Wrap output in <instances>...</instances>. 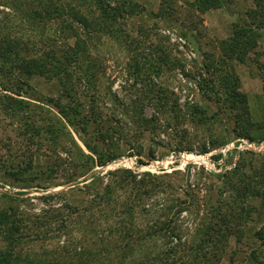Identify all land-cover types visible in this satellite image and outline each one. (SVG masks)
Instances as JSON below:
<instances>
[{"label": "rangeland", "instance_id": "obj_1", "mask_svg": "<svg viewBox=\"0 0 264 264\" xmlns=\"http://www.w3.org/2000/svg\"><path fill=\"white\" fill-rule=\"evenodd\" d=\"M25 1L0 0V36L16 39L19 58H56L61 72L12 70L0 89V211L12 205L28 223L0 233V249L15 243L16 251L50 250L71 263L104 242L114 254L100 258L117 264L126 230L141 236L169 218L173 234L145 238L124 264L169 247L167 264L196 263L203 228L224 215L225 246L214 264H264V198L243 196L264 186L256 185L264 172V0L210 8L208 0H72L92 21L85 28L74 13H43L37 2L34 19L14 13L10 5L27 10ZM100 13L107 18L98 24ZM250 24L258 26L230 52ZM163 30L183 36L184 49ZM233 92L245 94L249 123L237 118ZM30 161L26 176L13 172L12 164ZM21 190L28 194L20 201L8 198Z\"/></svg>", "mask_w": 264, "mask_h": 264}, {"label": "trees", "instance_id": "obj_2", "mask_svg": "<svg viewBox=\"0 0 264 264\" xmlns=\"http://www.w3.org/2000/svg\"><path fill=\"white\" fill-rule=\"evenodd\" d=\"M22 2L23 1H21V3ZM36 2L38 3L40 8L44 9L43 13L48 12V13H57L58 15H61L65 13L66 11V13H74L75 20L78 23L82 24L84 28L86 27V25L88 26L89 23H92V21L86 20L81 15H77V13H81V12L79 11V9L78 10L75 9L74 6L70 4L72 0H69V4H70L69 8H67L68 4L65 0H26L24 3H26L27 5V10L23 5H21V3H17V4L14 3V4H11L10 6L14 10V13H20V12L27 13L26 15L27 17H29L30 19H34V17L38 16V13H40V9L39 8L36 9L37 7ZM3 3L6 4V2H3ZM49 4L53 6V10L46 9V7ZM217 4H218V0H208L205 6L207 8H210V7H216ZM21 7H23V10H24L23 12L20 11ZM30 7H31V11L29 10ZM100 14L101 15H98L97 17L95 16V20L98 24L99 22L100 23L102 22V19L105 20V18H107L104 13H100ZM251 25L253 24L246 26L245 27L246 29L241 27L240 31L235 33V35H238L237 36L238 40L233 45V48L227 46L230 52L235 53V48L237 47L240 48V46L243 45L241 43V38L247 37V33L251 32L253 27L258 26L257 24H254V26H251ZM81 41L82 40L79 41L78 38L76 39L75 44H74L76 49L80 47L79 43ZM225 42L226 41H223L224 44ZM15 44H17L15 38H11L7 35H5V37L0 36V89L2 88V89L7 90V87L5 83L3 82H4V78L6 77L5 75H9L12 72V70H17L21 74H24L26 76L37 74V75H40L46 78H50V76L54 78L60 74L61 71L59 72V69H57V66H56L58 63V60L56 58L52 57L53 58L51 60L52 62L42 61L41 59H38L36 57H30L26 59L23 57L19 58L18 51L15 48L16 47ZM244 44L246 45V41L244 42ZM50 57L51 56L49 55V58ZM238 59H241V58L238 57ZM44 60H50V59L44 58ZM160 60L165 61V59H163L162 57H160ZM15 61L16 63L14 64ZM3 66H7V67H3ZM86 74L87 73H85V75ZM262 80L264 84V76L262 77ZM25 84H27V86L29 85V83L26 81H25ZM230 95L231 97L230 96L228 97H230V99L235 97L236 102L239 103L241 106L239 107L240 112L237 113V118L241 120L245 119L247 123H249V117H248L249 109L246 103L247 99H246L245 94L233 92ZM4 96H7V95H4ZM9 98H11V96H9ZM11 106H12L11 102L4 105V107L7 110ZM44 108L45 107H41V109L47 113L49 109H44ZM107 162H109L108 159L100 161L98 162V164L102 166V165H105ZM0 166H2V164H0ZM15 166L16 168L14 167V164H12L11 166L13 172L18 171L19 173L23 175L25 174L23 172L26 171V169L29 170L32 167L31 161L28 163L26 167H23L22 164H17V163H15ZM108 174H114V171L110 170L108 171ZM261 176L263 178L261 180L259 179V181L256 182V185L258 184L264 185V172L263 171L260 173L259 178ZM93 179L94 177H91L90 181H92ZM86 183L87 182H85L84 184ZM110 188L111 187H109V189ZM69 190L70 189H68V191ZM245 192L246 193L243 194V196L248 195L249 198L251 197H263L264 198V186L261 189L254 188L251 190H247ZM26 194H28V191L21 190V191L16 192L14 195H9L8 198L10 200L20 201L22 198H24L23 196ZM55 195H63V192L45 193V194H42L41 196L43 198H47V197H51ZM62 207L71 209L72 205H70L67 202L66 205H62ZM16 210L12 205H8V208L6 210L0 211V233L7 231L10 234H13V233L15 234L19 232L22 225L24 227L27 226L28 223H23V217L19 216ZM52 210H55V209H52ZM37 216L38 215H36V217ZM231 216L233 215L231 214ZM39 218H40V215L37 217V221L33 222L35 225H39V226L41 225L40 224L41 220H39ZM218 218H219L220 223L219 222L213 223L211 221L207 223V225L203 228V235H204L202 237L203 239H200L199 242L196 244V251L201 252L202 257L198 259L196 263H193L192 261H190V262H186V264H214L218 260V251L223 250V247L225 246V241L222 240V237L224 238L226 237L224 236V234H222L219 226H223L224 231H226L227 225L225 224L228 223L224 215H220ZM43 222H45V220H43ZM171 223H172V219L168 218L165 221H162L161 223H159L158 227L154 229L151 227L152 229L151 231L144 233L141 236L133 235L131 232H129V230H126L125 231L126 238H124V240L121 242V245L118 247V250L116 252V258L118 259L117 264H124L129 258L128 256L131 255V253L133 252L135 246L141 245L145 238L152 237L155 234L160 233V232L162 233L161 236L163 237H165V234L169 232H172L173 234L174 228L173 226H171ZM14 241L15 239L13 237L12 242ZM106 245L107 244L103 242V244H101V246L96 250L91 249V248L85 249L86 253H91L87 258L81 259L80 257L76 260H73V262L68 263L66 262V259L64 256L60 254L56 255L54 252H51L50 250H42L40 252H29V253H26L27 251L25 253L16 251L14 248L15 243H13L9 245V248L3 247L2 249H0V264H105V261H103L100 258V256L102 255V252L104 251V255L111 256L112 254H114V251L107 249ZM172 251H174L173 247H169L166 250L157 252V253L149 250L147 252L148 255L146 256L145 261L133 262L132 264H167L166 259L169 256L168 254L172 253ZM184 263L185 261H183L182 263V260H179L178 262L177 259H172L170 261V264H184Z\"/></svg>", "mask_w": 264, "mask_h": 264}, {"label": "built area", "instance_id": "obj_3", "mask_svg": "<svg viewBox=\"0 0 264 264\" xmlns=\"http://www.w3.org/2000/svg\"><path fill=\"white\" fill-rule=\"evenodd\" d=\"M165 34H168L169 39L178 45L179 48L184 49L185 44L187 43L186 39L183 36H180L174 32H171L169 30H163ZM185 55L188 58L196 57V53L189 49L188 51H185Z\"/></svg>", "mask_w": 264, "mask_h": 264}, {"label": "bare ground", "instance_id": "obj_4", "mask_svg": "<svg viewBox=\"0 0 264 264\" xmlns=\"http://www.w3.org/2000/svg\"><path fill=\"white\" fill-rule=\"evenodd\" d=\"M185 159H192V160H200L203 156L202 155H197L194 153H189V154H183L182 155Z\"/></svg>", "mask_w": 264, "mask_h": 264}]
</instances>
